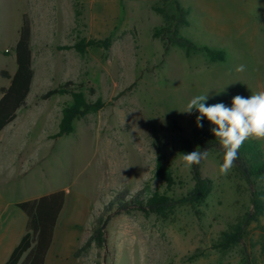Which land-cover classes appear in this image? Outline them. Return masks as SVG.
Listing matches in <instances>:
<instances>
[{
	"label": "rangeland",
	"instance_id": "1",
	"mask_svg": "<svg viewBox=\"0 0 264 264\" xmlns=\"http://www.w3.org/2000/svg\"><path fill=\"white\" fill-rule=\"evenodd\" d=\"M24 19L35 76L26 105L0 133V255L27 231L18 204L64 190L46 264H264V179L248 182L236 163L220 175L224 151L208 148L198 169L211 193L189 203L196 170L182 163L188 143L202 147L194 110L182 112L192 98L231 107L236 95L264 91V0H0V97L10 84L4 73L17 70ZM175 33L199 49L188 54L162 38ZM82 39L100 44L84 54L65 48ZM61 85L104 107L54 138L72 96L45 95ZM249 140L264 159V139ZM147 189L173 207L144 211L135 201ZM118 199L127 206L110 208ZM99 226L103 245L88 246Z\"/></svg>",
	"mask_w": 264,
	"mask_h": 264
},
{
	"label": "trees",
	"instance_id": "2",
	"mask_svg": "<svg viewBox=\"0 0 264 264\" xmlns=\"http://www.w3.org/2000/svg\"><path fill=\"white\" fill-rule=\"evenodd\" d=\"M157 35V34H156ZM155 35V36H156ZM174 37L165 36L163 39L167 40V44H175L191 54L193 49H199L193 42L183 36ZM157 37V36H156ZM32 29L28 20L24 19L19 33V39L16 44V63L17 70L14 75L10 76L4 73L5 77L10 80L8 87L2 88L0 97V133L9 126L17 117L18 111L27 103L28 96L31 92L32 83L35 76L33 68V50L31 45ZM100 43L96 40L82 39L73 46H66L65 48H75L78 52L84 54L89 47L97 46ZM109 46V43H104ZM209 55L222 57L221 52H215L208 48H203ZM72 96V102L66 103L62 109V118L59 124V131L54 135V138H60L65 135H71L75 131V122L84 118L85 116L96 113L104 107V102L89 101L83 92H76L68 88V85H61L60 87L50 90L45 95L46 98L53 95ZM199 112L194 109V116ZM203 127L195 128V135L202 144L201 152L208 148H218L222 151L219 140L215 138L211 131V123L204 118ZM187 145L189 152L191 148ZM260 151L253 140L247 139L238 151V159L235 161L240 173L248 182L253 179H264V159L260 158ZM196 170V184L194 189L189 193L187 198L183 201L189 203L202 202L210 193L212 189L211 181L205 178L195 165ZM157 175L160 176L170 186L173 183V178L169 170L162 164L158 165ZM148 195L142 198L140 195L136 198V203L144 211L163 213L164 211L173 207L172 199L158 192H150L145 190ZM67 194L64 190L56 191L47 195H43L35 200L25 201L18 204V207L23 210L27 217V231L20 239L19 243L11 252L6 264H46L48 254L54 243L56 228L66 205ZM253 204L256 208V213L259 212L261 206V198L258 192L253 194ZM117 204L127 206L123 200H115L110 203L109 207ZM256 213L253 215L255 217ZM95 241L99 245H103V229L99 226L93 236L89 239L87 245H92Z\"/></svg>",
	"mask_w": 264,
	"mask_h": 264
},
{
	"label": "clouds",
	"instance_id": "3",
	"mask_svg": "<svg viewBox=\"0 0 264 264\" xmlns=\"http://www.w3.org/2000/svg\"><path fill=\"white\" fill-rule=\"evenodd\" d=\"M244 65H239L236 71H244ZM208 95H197L190 100L182 112L191 114L195 109L199 112L196 116V126L203 127V119L215 125L211 131L219 140L224 150L223 163L219 166V174L227 176L238 159V151L243 143L249 139H264V91L252 94L250 97L236 95L232 98L231 107L224 103L207 105ZM209 156L207 149L204 151H191L182 155L185 168L191 169L199 165Z\"/></svg>",
	"mask_w": 264,
	"mask_h": 264
},
{
	"label": "crops",
	"instance_id": "4",
	"mask_svg": "<svg viewBox=\"0 0 264 264\" xmlns=\"http://www.w3.org/2000/svg\"><path fill=\"white\" fill-rule=\"evenodd\" d=\"M13 249L12 250H9L7 252L6 251H3V253L0 255V264H6V262H7L8 258H9V256H10L11 252L13 251Z\"/></svg>",
	"mask_w": 264,
	"mask_h": 264
}]
</instances>
